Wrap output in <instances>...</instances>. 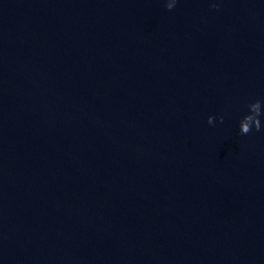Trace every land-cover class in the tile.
<instances>
[{"label":"water","instance_id":"1","mask_svg":"<svg viewBox=\"0 0 264 264\" xmlns=\"http://www.w3.org/2000/svg\"><path fill=\"white\" fill-rule=\"evenodd\" d=\"M167 4L0 0V264H264V0Z\"/></svg>","mask_w":264,"mask_h":264},{"label":"clouds","instance_id":"2","mask_svg":"<svg viewBox=\"0 0 264 264\" xmlns=\"http://www.w3.org/2000/svg\"><path fill=\"white\" fill-rule=\"evenodd\" d=\"M177 3H178V0H168L167 7H168L169 9H171V8L175 7ZM213 6L215 7V6H218V5H216V4L214 3ZM241 131H243V132H247V131H251V129H241Z\"/></svg>","mask_w":264,"mask_h":264}]
</instances>
